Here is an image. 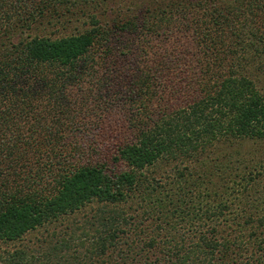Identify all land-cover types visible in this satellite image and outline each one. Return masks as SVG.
<instances>
[{
	"label": "trees",
	"instance_id": "trees-1",
	"mask_svg": "<svg viewBox=\"0 0 264 264\" xmlns=\"http://www.w3.org/2000/svg\"><path fill=\"white\" fill-rule=\"evenodd\" d=\"M263 74L264 0H0V264H264Z\"/></svg>",
	"mask_w": 264,
	"mask_h": 264
},
{
	"label": "rangeland",
	"instance_id": "rangeland-1",
	"mask_svg": "<svg viewBox=\"0 0 264 264\" xmlns=\"http://www.w3.org/2000/svg\"><path fill=\"white\" fill-rule=\"evenodd\" d=\"M123 6V5H122ZM99 14L101 12H106V9H104L103 7H100L99 5ZM124 8H129L127 3L124 4ZM85 20V17H80V18H73L72 21L69 20L68 23H66V27L60 25V27L56 30V33H68V32H77V31H81L85 28V26H83V22ZM57 25V26H58ZM56 26V27H57ZM51 32H55V28L53 30V28L48 29L47 30V34L51 33ZM54 34V35H57ZM158 38L159 41L154 42V44L152 45V48H148L149 50H153L156 46H167L169 45L168 43H170L173 39L174 36L168 38L162 36V37H156ZM186 38L187 40L189 39V37H183ZM136 39L131 40V42H126V46L125 49H127L128 46H131V48L133 49L132 46H134L133 44H135ZM117 57V55H116ZM260 86L262 88V90L264 91V74L261 75V79H260ZM215 155H219V157H225L226 161L225 163H229L230 169L229 170L231 172L232 175L238 173H241L245 170H248L250 168H252V164H256L259 162V160L264 158V140L259 141V140H254V139H245L241 142H239L238 144H234L232 146H225L222 147L221 150H219L218 152L213 154ZM213 155H211L213 157ZM170 169V166L165 164V163H160L159 166L155 167V169H153L155 171L154 175H165L168 174ZM43 232V229H37L33 232H31L28 237L31 238H35V236L40 235Z\"/></svg>",
	"mask_w": 264,
	"mask_h": 264
}]
</instances>
